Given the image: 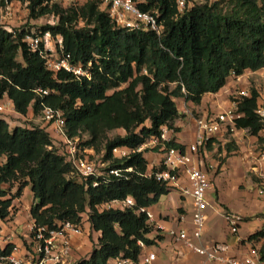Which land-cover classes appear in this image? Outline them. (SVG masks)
<instances>
[{"label":"trees","instance_id":"16d2710c","mask_svg":"<svg viewBox=\"0 0 264 264\" xmlns=\"http://www.w3.org/2000/svg\"><path fill=\"white\" fill-rule=\"evenodd\" d=\"M24 1H29L30 20L55 16V24L39 29L61 34L74 61L92 63V78L80 80L65 70H49L45 59L23 40L32 24L16 35L0 28V100L11 99L21 116L29 109L40 117L45 107L61 110L69 136L88 134L82 144L99 155L104 150L100 161L106 166L104 175L79 181L71 175L72 164L50 148L59 137L43 120L38 126H13L0 118V229L1 221L12 213L14 199L30 185L35 197L31 220L37 225L56 228L61 221L85 220L100 233L91 254L75 264H109L113 258L138 262L144 249L140 241L152 245L162 239L149 236L148 215L138 209H149L171 191L151 174L162 166L148 170L145 154L150 147L139 148L156 138L153 150H184L175 136L179 100L200 104L205 94L221 91L231 75L264 68V0H212L179 16L176 0H134L143 11H158L161 37L151 30L116 26L97 0L68 8L47 0ZM260 95L251 89V95L240 102L245 116L237 121V128L247 129L253 139L262 126L256 113ZM164 126L170 130L169 141L161 138ZM116 129L125 133L110 137ZM234 142L228 140L222 151H234ZM115 148L129 153L116 156ZM110 169H121V176L109 174ZM15 183L17 190L11 193ZM127 196L135 199L134 207L99 209ZM247 240L259 242L264 261V224ZM14 245L6 244L2 255H10Z\"/></svg>","mask_w":264,"mask_h":264},{"label":"built area","instance_id":"2783aa9c","mask_svg":"<svg viewBox=\"0 0 264 264\" xmlns=\"http://www.w3.org/2000/svg\"><path fill=\"white\" fill-rule=\"evenodd\" d=\"M76 0H47V3L65 4ZM99 7L106 11L112 22L118 27H124L129 30H151L159 37L163 35V25L161 24L158 11H143L134 0H97ZM212 0H176L178 16L185 13L187 9L196 5H201ZM29 1L24 0H4L0 2V28L13 33L22 31V27L27 24L29 11ZM47 17V16H46ZM46 17L40 18L44 20ZM46 24H55L57 19L54 15L50 19H46ZM40 26L33 24L32 28L25 33L23 40L33 52H38L46 61V66L53 72L65 70L74 74L77 79H91L92 72L90 70L91 62L88 65L73 60L71 53L66 52L63 36L61 34L54 35L51 30L43 32ZM145 73H147L145 71ZM244 75H235L233 77L237 81H241ZM44 94H49L50 90H40ZM251 90L248 88L238 89L234 93V99L230 100L223 109L208 113L203 117L196 119L197 131L195 139L192 143L185 145V149L169 148L163 152L162 168L155 172H151L155 177L167 184L171 189L178 190L182 195L192 198V222L193 229L189 232L186 228L179 230L171 229L169 234L176 240L182 242L186 248L194 251L203 257L200 264H208L210 261L221 262L224 264H264L260 258L259 242L250 241L252 251L249 256L244 259H237L226 254L229 246L226 243H215L207 246L199 243L204 234L206 226V211L209 207L207 196L208 189L211 185V177L208 170L203 168L196 155H200L207 149V143L218 137L221 133L232 134L236 131H248L245 128H237V121L245 116L240 110V102L243 97H249ZM15 111L13 101L8 97L0 100V118H4L12 125V121L7 119L10 114ZM256 113L262 122L259 135L253 140L252 151L250 157V171L255 177L257 184V193L264 199V95H260L256 107ZM42 120L51 129L53 136L59 138L55 140V146L60 155H63L67 162H70L74 168L71 175H75L77 180L82 181L90 176L104 175L102 170L106 166L105 162L100 161L93 147L82 144L80 137L69 136L66 126L64 114L59 109L53 107H45L42 113ZM17 125V124H15ZM14 126V125H13ZM161 138L164 141L171 139L170 130L167 126L162 128ZM214 142V141H213ZM151 145H156L158 139L154 138L150 141ZM147 147L144 144L139 150ZM116 156H125L129 153L126 148H115ZM159 166V167H160ZM129 171L132 168L128 169ZM109 174L121 176V169H110ZM107 174V173H106ZM99 183L94 181V186ZM136 205V201L132 196L125 199H114L105 202L99 206L100 210L105 209H124L131 208ZM138 212H145L148 215V222L154 218L153 213L147 207H140ZM230 228V232L238 236L239 225L242 222V216L239 214L226 212L223 214ZM86 221L80 223L71 221H61L56 228L48 226H39L34 220L29 221L28 243L25 251L14 245L10 255H2L1 250L6 244L0 242V263L2 261L9 264H75L72 256L74 245L73 237L86 234ZM140 245L144 248L145 244L140 241ZM158 259L155 251L142 252L139 261L134 262L129 259L117 258V264H154ZM171 264H179L173 262Z\"/></svg>","mask_w":264,"mask_h":264},{"label":"crops","instance_id":"0c3cea01","mask_svg":"<svg viewBox=\"0 0 264 264\" xmlns=\"http://www.w3.org/2000/svg\"><path fill=\"white\" fill-rule=\"evenodd\" d=\"M248 73L263 74L264 68L244 73L240 82H237L231 75L221 91L205 94L200 104L196 105L191 101L180 99L178 103L180 117L175 121V126L179 128L175 132L177 141L184 145L192 143L197 131L196 119L208 113L217 112L229 104V99L223 95V91L235 93L238 89L248 88V81H246ZM234 83H239V86H233ZM215 96L218 98H214ZM205 99L212 100V103H204ZM10 115L20 114L15 110ZM30 115L35 116L31 109L26 116ZM245 132L239 130L232 134L221 133L214 138L211 148H207L200 155L195 156L201 166L208 170L211 177V185L207 192L209 207L206 211V226L203 237L198 242L207 246L219 242L226 243L229 246L226 254L241 260L249 256L252 251V244L247 240L248 237L264 224V199L258 195L255 177L249 169L254 139L252 140L251 137L244 139ZM231 139L239 144V150L230 152L231 155L221 162L219 156L222 154L218 153V147H223ZM148 147L150 150L146 152L145 156L150 172L154 167L161 165L163 152L151 149L153 145L150 142L147 143ZM17 186L18 183H15L10 187V192L15 193ZM34 202L32 188L27 185L24 187L22 195L14 199L13 210L9 218L1 221L0 242L2 244H6L9 240L20 247V252L24 253L29 238L27 225L31 221L30 211ZM149 210L154 215L153 220L149 222L152 227L149 236H162V239L157 240L155 244L145 245L143 249L145 253L150 251L157 253L158 259L154 264H171L173 262L200 264L203 257L186 248L182 242L176 240L168 232L171 229L179 230L181 228H186L189 232L192 231V198L182 195L176 189H171L168 194L161 196L156 204L150 206ZM226 212L242 216L243 220L239 225L238 233L241 241H238L237 236L230 232L229 225L223 215ZM256 214L260 215L256 218H249ZM85 227L86 234L73 237L72 256L77 261L91 254L93 245L90 237L94 236V239L98 240L100 234L91 228L90 223H86ZM109 264H117V259H110ZM208 264L224 263L210 261Z\"/></svg>","mask_w":264,"mask_h":264},{"label":"rangeland","instance_id":"374dc122","mask_svg":"<svg viewBox=\"0 0 264 264\" xmlns=\"http://www.w3.org/2000/svg\"><path fill=\"white\" fill-rule=\"evenodd\" d=\"M82 1L83 0H77V3H75L76 1H74V2H71V3H65V4L63 3V4H59V5L61 7H63V8H68V7H71V6H79V5H81V2ZM78 3H80V4H78ZM51 16L52 15H47V17L44 20H41L40 18L37 19V20H34V19L30 20L28 18L27 19V23H30L32 25L34 24L35 26H42V25H44V24L47 23L46 22V19H50ZM28 17H29V13H28ZM80 23L82 24L83 22H80ZM81 24H79V25H81ZM246 75H247V78H246L247 80L246 81H248L247 82L248 83L247 85L249 86V90L256 89L257 91L260 92V94L264 95V73L263 74H257V75L252 74V73H250V74L248 73ZM237 82H240V81H237ZM233 86L238 87L239 86V83H236V84L234 83ZM223 95L226 96L229 99V101L234 99V92L231 93L230 91H228V92H226V91L224 92L223 91ZM214 98H218V96H215ZM204 103H212V100L205 99V102ZM32 112H33V110H32ZM35 116H32V115H30V116H26V115L25 116H23V115L22 116L21 115H16V116H11V117L8 116L7 119H9L10 121H12V125L18 124V125H22V126H38L40 124V122L42 121V117H40V115H35ZM118 133H125V132H124L123 129H119V130L116 129V130L110 131L109 132V136L110 137H114ZM244 136H245L244 139H246V138L249 139L251 137L252 140H253L252 135L248 131L245 132ZM88 138H89V135L86 134V133H83V135L80 137V140L82 142H84ZM232 146H233V148H232L233 150H239V144H237L236 142H234L232 144ZM224 147L227 148L228 146L227 145H224ZM103 153H104V150L100 153V155H98L99 158L101 157V155ZM218 153H222V155L219 156V159L221 160V162H224L226 160V158L231 155L226 150H225V152H223L222 151V146L221 147H218ZM217 172H219V170H217ZM258 215H260V214H256L255 216H253V215L252 216H249V218L250 219L253 218V217L256 218V217H258ZM94 238H95L94 236H91L90 237V240H91V243L93 245V248L95 247V245H97V242H96V240Z\"/></svg>","mask_w":264,"mask_h":264},{"label":"clouds","instance_id":"9594fccd","mask_svg":"<svg viewBox=\"0 0 264 264\" xmlns=\"http://www.w3.org/2000/svg\"><path fill=\"white\" fill-rule=\"evenodd\" d=\"M42 116V115H41Z\"/></svg>","mask_w":264,"mask_h":264}]
</instances>
